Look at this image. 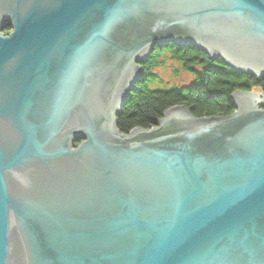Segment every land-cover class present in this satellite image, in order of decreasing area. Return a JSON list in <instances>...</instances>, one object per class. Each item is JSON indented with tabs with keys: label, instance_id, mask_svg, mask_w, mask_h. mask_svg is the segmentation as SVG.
<instances>
[{
	"label": "water",
	"instance_id": "95a60500",
	"mask_svg": "<svg viewBox=\"0 0 264 264\" xmlns=\"http://www.w3.org/2000/svg\"><path fill=\"white\" fill-rule=\"evenodd\" d=\"M171 44L264 78V0H0V264H264L262 89L118 130Z\"/></svg>",
	"mask_w": 264,
	"mask_h": 264
},
{
	"label": "trees",
	"instance_id": "16d2710c",
	"mask_svg": "<svg viewBox=\"0 0 264 264\" xmlns=\"http://www.w3.org/2000/svg\"><path fill=\"white\" fill-rule=\"evenodd\" d=\"M163 55L180 62L195 80L185 87H149L156 80L154 71ZM141 68L144 82L135 87L128 104L117 116L118 130L122 134L128 135L136 128L151 130L165 112L175 106H185L196 118L233 115L236 109L230 98L235 92L264 90V78L239 73L220 59L214 60L200 50L175 44L156 48L150 61Z\"/></svg>",
	"mask_w": 264,
	"mask_h": 264
},
{
	"label": "rangeland",
	"instance_id": "374dc122",
	"mask_svg": "<svg viewBox=\"0 0 264 264\" xmlns=\"http://www.w3.org/2000/svg\"><path fill=\"white\" fill-rule=\"evenodd\" d=\"M159 63V67L154 71L156 80L149 85L151 88L170 89L185 87L195 80V76L192 73L185 71L182 64L169 55H163Z\"/></svg>",
	"mask_w": 264,
	"mask_h": 264
},
{
	"label": "flooded vegetation",
	"instance_id": "af4514ba",
	"mask_svg": "<svg viewBox=\"0 0 264 264\" xmlns=\"http://www.w3.org/2000/svg\"><path fill=\"white\" fill-rule=\"evenodd\" d=\"M13 32V24L11 22H8L4 31L2 32V34L5 36V37H9V35ZM264 93V90L260 91V92H257L255 94H263Z\"/></svg>",
	"mask_w": 264,
	"mask_h": 264
},
{
	"label": "bare ground",
	"instance_id": "6f19581e",
	"mask_svg": "<svg viewBox=\"0 0 264 264\" xmlns=\"http://www.w3.org/2000/svg\"><path fill=\"white\" fill-rule=\"evenodd\" d=\"M123 108H124V107H123ZM123 108H122V109H123Z\"/></svg>",
	"mask_w": 264,
	"mask_h": 264
}]
</instances>
